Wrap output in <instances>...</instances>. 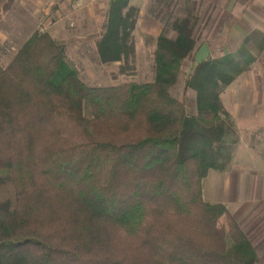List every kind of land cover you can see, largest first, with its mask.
<instances>
[{
	"label": "trees",
	"instance_id": "trees-1",
	"mask_svg": "<svg viewBox=\"0 0 264 264\" xmlns=\"http://www.w3.org/2000/svg\"><path fill=\"white\" fill-rule=\"evenodd\" d=\"M112 0L99 60L115 84L86 83L67 47L37 30L0 65V264H256L258 254L204 178L230 168L239 142L226 89L264 50L254 30L201 64L195 17L158 37L156 77L136 71L139 8ZM13 0H0V11ZM195 113L172 95L185 61ZM225 220V221H224Z\"/></svg>",
	"mask_w": 264,
	"mask_h": 264
},
{
	"label": "rangeland",
	"instance_id": "rangeland-1",
	"mask_svg": "<svg viewBox=\"0 0 264 264\" xmlns=\"http://www.w3.org/2000/svg\"><path fill=\"white\" fill-rule=\"evenodd\" d=\"M111 1L13 0L10 8L0 11V65L7 66L30 36L41 30L66 45L69 59L86 83L115 84L111 72L117 71L120 62L111 66L102 64L96 45L104 32ZM130 4L139 8L134 31L136 71L132 77L120 76L122 82L155 79L153 55L158 37L176 36L172 27L176 18H196L193 30L196 51L207 43L213 58L236 51L254 30L264 32V0H131ZM147 6L155 20L140 15L141 9L147 11ZM157 23L165 28L159 36L152 37L145 28ZM191 65L192 60L187 59L171 93L184 99L187 110L195 113L196 93L184 88V73ZM223 102L240 139L230 168L223 172L212 170L204 178L203 199L223 203L229 209L255 247L256 264H264V50L250 70L226 89ZM213 177H218V181L212 180Z\"/></svg>",
	"mask_w": 264,
	"mask_h": 264
},
{
	"label": "crops",
	"instance_id": "crops-1",
	"mask_svg": "<svg viewBox=\"0 0 264 264\" xmlns=\"http://www.w3.org/2000/svg\"><path fill=\"white\" fill-rule=\"evenodd\" d=\"M227 1H232V0H227ZM144 14H145V16L148 17V19H151V20L154 19L153 14H152V12H150V9L148 8V6H147V11L144 9H141L140 15H144ZM163 28H165L164 25H162L161 23H157V26L152 27V28L149 27V25H148V27L145 28V31L147 32V34L151 35L152 37H157L162 33ZM217 179H218V177H213L212 180L218 181Z\"/></svg>",
	"mask_w": 264,
	"mask_h": 264
},
{
	"label": "water",
	"instance_id": "water-1",
	"mask_svg": "<svg viewBox=\"0 0 264 264\" xmlns=\"http://www.w3.org/2000/svg\"><path fill=\"white\" fill-rule=\"evenodd\" d=\"M210 49L207 43H203L196 51L194 61L197 64H201L205 59L210 56Z\"/></svg>",
	"mask_w": 264,
	"mask_h": 264
},
{
	"label": "built area",
	"instance_id": "built-area-1",
	"mask_svg": "<svg viewBox=\"0 0 264 264\" xmlns=\"http://www.w3.org/2000/svg\"><path fill=\"white\" fill-rule=\"evenodd\" d=\"M89 1L96 2V1H111V0H89Z\"/></svg>",
	"mask_w": 264,
	"mask_h": 264
}]
</instances>
